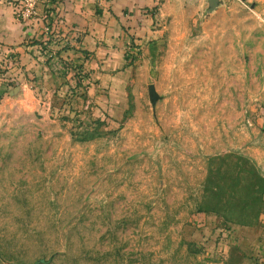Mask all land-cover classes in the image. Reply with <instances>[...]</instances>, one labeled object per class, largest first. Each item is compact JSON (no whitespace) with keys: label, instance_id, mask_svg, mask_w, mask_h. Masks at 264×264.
<instances>
[{"label":"rangeland","instance_id":"374dc122","mask_svg":"<svg viewBox=\"0 0 264 264\" xmlns=\"http://www.w3.org/2000/svg\"><path fill=\"white\" fill-rule=\"evenodd\" d=\"M36 1L5 3L60 60L20 88L0 50V264H264V0L117 16L115 43Z\"/></svg>","mask_w":264,"mask_h":264},{"label":"crops","instance_id":"0c3cea01","mask_svg":"<svg viewBox=\"0 0 264 264\" xmlns=\"http://www.w3.org/2000/svg\"><path fill=\"white\" fill-rule=\"evenodd\" d=\"M44 2L45 0L36 1V9L42 8L43 10L42 3ZM183 4L186 5L182 2L181 5ZM190 4L192 5L191 1ZM179 6L180 3L178 4L174 0H104L103 2L102 0H62L61 3L67 24L77 25L78 29L87 28L90 30V34L94 31L101 32L100 37H103L104 31H106L105 37H109L114 43L118 41L119 34L123 30L115 21L117 16H120L119 20L123 22L122 25L126 30L140 22L143 25L141 29L147 31L148 36L154 37L153 34L159 30L156 26L161 25L160 19L164 15H173V10ZM15 11L12 5L0 2V50H3L5 54H11L14 59V62L7 60L1 70L6 68V74H20V88H25L28 85L25 74L33 79L49 82L50 76L53 74L52 62L59 61L60 56L58 59L54 58V61H51L50 57L42 56L39 43L29 41L35 30L29 23L16 21ZM94 14H98L95 23L91 20V16ZM86 42L91 49L95 47L94 39L90 38ZM46 47L49 46L45 45L44 48ZM113 62L115 63L117 60L113 58ZM117 64L120 66V60ZM113 73L108 71V73L103 74ZM118 74L123 73L119 72ZM252 240L257 250L261 249V246L264 249V245L258 243L257 238L252 237Z\"/></svg>","mask_w":264,"mask_h":264},{"label":"built area","instance_id":"2783aa9c","mask_svg":"<svg viewBox=\"0 0 264 264\" xmlns=\"http://www.w3.org/2000/svg\"><path fill=\"white\" fill-rule=\"evenodd\" d=\"M7 1H14L20 4V13L18 14V18H24L27 19L29 17H32L34 14V0H0V2H7ZM4 58L0 54V61H3Z\"/></svg>","mask_w":264,"mask_h":264},{"label":"water","instance_id":"95a60500","mask_svg":"<svg viewBox=\"0 0 264 264\" xmlns=\"http://www.w3.org/2000/svg\"><path fill=\"white\" fill-rule=\"evenodd\" d=\"M149 94H150V97L154 100V98H155V94H154L153 86H150V87H149Z\"/></svg>","mask_w":264,"mask_h":264},{"label":"trees","instance_id":"16d2710c","mask_svg":"<svg viewBox=\"0 0 264 264\" xmlns=\"http://www.w3.org/2000/svg\"><path fill=\"white\" fill-rule=\"evenodd\" d=\"M13 83V80H10ZM14 84V83H13Z\"/></svg>","mask_w":264,"mask_h":264}]
</instances>
